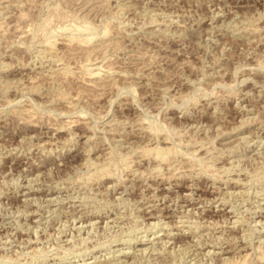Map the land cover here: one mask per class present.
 Instances as JSON below:
<instances>
[{
  "label": "rangeland",
  "instance_id": "rangeland-1",
  "mask_svg": "<svg viewBox=\"0 0 264 264\" xmlns=\"http://www.w3.org/2000/svg\"><path fill=\"white\" fill-rule=\"evenodd\" d=\"M0 264H264V0H0Z\"/></svg>",
  "mask_w": 264,
  "mask_h": 264
},
{
  "label": "bare ground",
  "instance_id": "bare-ground-1",
  "mask_svg": "<svg viewBox=\"0 0 264 264\" xmlns=\"http://www.w3.org/2000/svg\"><path fill=\"white\" fill-rule=\"evenodd\" d=\"M74 225V224H73ZM144 250V249H143Z\"/></svg>",
  "mask_w": 264,
  "mask_h": 264
}]
</instances>
